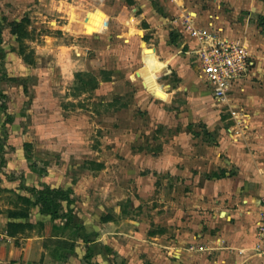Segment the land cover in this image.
I'll list each match as a JSON object with an SVG mask.
<instances>
[{
	"label": "rangeland",
	"instance_id": "rangeland-1",
	"mask_svg": "<svg viewBox=\"0 0 264 264\" xmlns=\"http://www.w3.org/2000/svg\"><path fill=\"white\" fill-rule=\"evenodd\" d=\"M196 32L258 58L232 110ZM263 200L264 0H0L1 263L212 264Z\"/></svg>",
	"mask_w": 264,
	"mask_h": 264
},
{
	"label": "crops",
	"instance_id": "crops-1",
	"mask_svg": "<svg viewBox=\"0 0 264 264\" xmlns=\"http://www.w3.org/2000/svg\"><path fill=\"white\" fill-rule=\"evenodd\" d=\"M172 45L174 44L173 41H171ZM197 43V42H196ZM194 44V46L196 45ZM248 47L250 48V45L246 43ZM252 53L255 56V62L256 66L244 77L241 79H238L231 87V90L227 96V100L230 103V109L232 110L233 108L231 106L236 105L234 102L232 103L231 100L233 96L234 90H236L237 87L243 86L246 82H248L251 78H254V76L257 73L258 70V61L255 52L253 51L252 48H250ZM182 54L187 55L188 58L193 62L194 68L198 69L199 68V61L198 57L194 54L193 50H187L186 48L182 49ZM173 65V62H172ZM198 75H200L198 73ZM184 77V81L187 83L188 76H182ZM187 77V78H185ZM201 77V75H200ZM200 80H202L203 86L205 85L203 82V78L201 77ZM207 86V84H206ZM234 86V87H233ZM208 96V95H207ZM240 99V98H238ZM256 114H259V112H256ZM259 125V124H258ZM258 128V127H257ZM256 136L253 139H256L257 141H254L255 143H251L253 147L259 148L261 145V135L260 131L257 129L256 131ZM249 145V144H248ZM229 146L233 147L234 150L232 151L233 154L235 155L233 159V163L236 165H242L241 163L243 162L244 165H247L249 162L248 160L250 159L249 156H247V153L241 152L239 154V151L237 149L238 145L235 144L234 142H231ZM259 152L255 153L252 152L253 156H257ZM249 155V153H248ZM221 156V155H220ZM248 157V158H247ZM231 160V159H229ZM243 172V171H242ZM241 173V172H240ZM239 173V174H240ZM251 173V172H249ZM243 174V173H241ZM263 201L259 202V206L262 209L263 206ZM244 208V205L240 204L238 208L233 209V216L236 217L234 221H229V223L219 226L220 229L217 230V234L214 237L215 240H213L214 247H217L214 252L216 253L212 259V264H264V259L260 257L259 255L256 254L255 252V244L257 240L256 236V229L257 225H253L249 222L248 215L246 213H242L241 209ZM156 238V237H154ZM154 242V241H153ZM205 246V245H204ZM207 248L201 249V251H206ZM213 252V253H214ZM0 264L1 263L0 261ZM29 264V263H28Z\"/></svg>",
	"mask_w": 264,
	"mask_h": 264
},
{
	"label": "built area",
	"instance_id": "built-area-1",
	"mask_svg": "<svg viewBox=\"0 0 264 264\" xmlns=\"http://www.w3.org/2000/svg\"><path fill=\"white\" fill-rule=\"evenodd\" d=\"M196 34L199 43L194 54L206 76V84L215 97L225 99L232 85L255 67V56L244 42ZM256 230L255 252L264 259V200ZM200 249L205 246L201 245Z\"/></svg>",
	"mask_w": 264,
	"mask_h": 264
},
{
	"label": "trees",
	"instance_id": "trees-1",
	"mask_svg": "<svg viewBox=\"0 0 264 264\" xmlns=\"http://www.w3.org/2000/svg\"><path fill=\"white\" fill-rule=\"evenodd\" d=\"M48 208H52V206H51V205H49V206H48Z\"/></svg>",
	"mask_w": 264,
	"mask_h": 264
}]
</instances>
